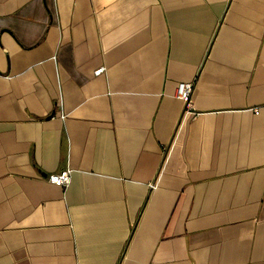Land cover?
I'll return each instance as SVG.
<instances>
[{"label": "crops", "instance_id": "1", "mask_svg": "<svg viewBox=\"0 0 264 264\" xmlns=\"http://www.w3.org/2000/svg\"><path fill=\"white\" fill-rule=\"evenodd\" d=\"M0 264H264V0H0Z\"/></svg>", "mask_w": 264, "mask_h": 264}, {"label": "built area", "instance_id": "2", "mask_svg": "<svg viewBox=\"0 0 264 264\" xmlns=\"http://www.w3.org/2000/svg\"><path fill=\"white\" fill-rule=\"evenodd\" d=\"M104 69L98 70L96 72L97 75H100L103 73ZM195 83L194 82H182L178 85L176 89L175 98L181 101L185 105L184 113H183V120L195 117V113L193 112L192 107V95L194 92ZM258 114V111L256 110V113ZM71 172L66 171L59 175H54L50 178V182L56 186L66 188L71 183Z\"/></svg>", "mask_w": 264, "mask_h": 264}]
</instances>
